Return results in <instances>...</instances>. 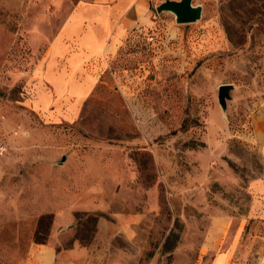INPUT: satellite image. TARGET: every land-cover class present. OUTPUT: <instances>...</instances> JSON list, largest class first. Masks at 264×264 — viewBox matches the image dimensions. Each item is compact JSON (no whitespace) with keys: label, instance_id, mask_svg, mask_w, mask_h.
Here are the masks:
<instances>
[{"label":"rangeland","instance_id":"obj_1","mask_svg":"<svg viewBox=\"0 0 264 264\" xmlns=\"http://www.w3.org/2000/svg\"><path fill=\"white\" fill-rule=\"evenodd\" d=\"M75 2L0 0L9 207L8 189L34 181L41 208L67 220L52 241L60 248L90 242L102 218L119 227L122 263L209 264L217 225L236 264H264V216L249 190L264 177V0H205L201 18L183 25L149 9L113 53L64 72L82 89L60 85L47 54ZM221 85L233 87L224 112ZM52 220L0 221V264H24L31 244L49 242Z\"/></svg>","mask_w":264,"mask_h":264},{"label":"crops","instance_id":"obj_2","mask_svg":"<svg viewBox=\"0 0 264 264\" xmlns=\"http://www.w3.org/2000/svg\"><path fill=\"white\" fill-rule=\"evenodd\" d=\"M75 1L74 9L47 54L51 56L48 61L50 68L61 71L55 80L62 82L60 85L82 89L86 81L67 80L64 72L85 71L92 58L113 53L118 41L123 40L136 26L147 21V14L154 0ZM195 1L199 5H206L205 0ZM59 82L54 85L59 86ZM258 135L264 136V133L257 131L256 136ZM261 147V154L264 156V139ZM8 190L13 191L16 204L14 209L9 207L7 191L0 193V198H5L0 200L1 222L38 220L43 214H53L49 242L31 244L24 264H126L120 261V252L113 251V238L119 232L118 225L98 218L95 234L90 242L81 244L73 241L68 247L60 248V243L52 241L61 225L67 223L65 215L55 209V206L51 209L41 208L39 189H36L34 181L29 184L21 182ZM249 190L257 201L255 213L264 216V177L251 181ZM222 231L221 227L214 225L205 244V255L212 254L209 264H236L234 247L231 244L221 247Z\"/></svg>","mask_w":264,"mask_h":264},{"label":"water","instance_id":"obj_3","mask_svg":"<svg viewBox=\"0 0 264 264\" xmlns=\"http://www.w3.org/2000/svg\"><path fill=\"white\" fill-rule=\"evenodd\" d=\"M152 12L157 15L162 12L171 13L177 24H190L195 23L201 18L202 7L200 5H192V0H165L157 7L151 8ZM233 87L231 85H221L218 88L217 99L219 106L224 112L227 107V101L231 100V91ZM64 158H62V162Z\"/></svg>","mask_w":264,"mask_h":264}]
</instances>
